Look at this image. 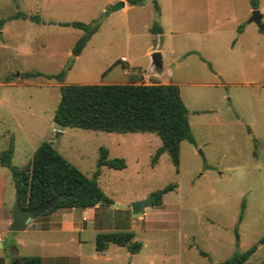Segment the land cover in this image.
Instances as JSON below:
<instances>
[{"label":"rangeland","instance_id":"374dc122","mask_svg":"<svg viewBox=\"0 0 264 264\" xmlns=\"http://www.w3.org/2000/svg\"><path fill=\"white\" fill-rule=\"evenodd\" d=\"M258 8L264 15V0ZM253 9L249 0H0V153L13 138L12 162L22 166L50 141L88 176L98 171L113 205L177 185L139 215L100 207L97 226L93 207L78 208L90 218L81 233L86 252L97 228L132 230L143 244L138 252L110 244L95 264H210L256 244L243 264H264V31L249 22ZM19 12L28 17H13ZM72 21L99 25L79 55L73 48L83 30L62 24ZM155 23L161 32L151 30ZM150 46L166 50L195 138L181 142L178 167L167 152L152 165L162 144L155 133L54 122L63 84L161 82L142 77L153 62ZM62 69V82L46 76ZM101 147L127 167H99ZM0 176L3 194L16 202L9 168L0 164Z\"/></svg>","mask_w":264,"mask_h":264},{"label":"trees","instance_id":"16d2710c","mask_svg":"<svg viewBox=\"0 0 264 264\" xmlns=\"http://www.w3.org/2000/svg\"><path fill=\"white\" fill-rule=\"evenodd\" d=\"M143 0H127L128 3H139ZM252 8L259 7V0H249ZM155 6L159 9L158 4ZM28 17L17 13L13 17ZM33 19L38 16L31 15ZM83 30L76 41L73 54L79 55L91 36L98 30L97 23L82 21L63 22ZM151 30L161 32L162 28L155 23ZM65 69L58 73L46 75L50 79L63 81ZM25 76H40L42 72L27 71ZM61 98L54 113V122L59 126L80 127L102 130L106 132H150L161 138L162 144L152 157V165L158 162L160 155L167 152L173 163H180V146L183 140L195 142L189 121L188 108L181 96L180 86L176 83L128 82L121 84L72 83L61 86ZM15 144H10L1 151L0 163L9 168L16 189V195L26 209L35 208L55 197L54 206L41 216L61 208H88L97 204H112L109 197L100 187L97 176L90 177L69 161L50 141H43L36 148L31 162L18 166L12 159ZM98 165H107L116 169L127 167L124 157H109L106 147L100 148ZM169 183L155 192L153 205L162 202V196L176 187ZM245 207V204H243ZM264 241V237L261 242ZM110 244L125 246L131 252L141 250L143 244L135 239L132 230L98 232L96 248L106 251ZM257 249V244L246 251L235 252L222 262L210 261V264H243ZM208 256L205 251H200ZM18 264H42L39 255H20L16 257ZM211 260V259H210ZM0 262L3 259L0 258Z\"/></svg>","mask_w":264,"mask_h":264},{"label":"crops","instance_id":"0c3cea01","mask_svg":"<svg viewBox=\"0 0 264 264\" xmlns=\"http://www.w3.org/2000/svg\"><path fill=\"white\" fill-rule=\"evenodd\" d=\"M126 8L125 6L123 9ZM155 50L161 52L162 65L156 68L153 62L152 65L150 63V73L142 77L148 78L151 75H156L161 78V83L178 84L179 81L171 78V69L166 66L168 58L164 48L148 47L146 53L150 56V60L152 61L151 57ZM176 64H180V62L176 61ZM133 68L134 71L140 66L133 65ZM1 178L3 177L0 176V180ZM0 189V240L3 241V247H0V258L3 259V262L0 264H12L20 255H39L42 257V264H91L92 262L95 264L104 258L102 254L105 252H99L96 248V235L98 232H102L101 228H97L99 230L95 234L94 250L86 252L87 241L81 233L88 229L87 221L90 218L85 213H77L78 208L55 210L50 214L31 220L23 231H11L9 227L13 221L12 210L15 202L12 199H7L1 185ZM15 199H17V195ZM103 206L97 204L93 207L96 211L91 217V222L95 225L98 209ZM84 210L87 212L91 208L88 207ZM75 232L79 235H73Z\"/></svg>","mask_w":264,"mask_h":264},{"label":"water","instance_id":"95a60500","mask_svg":"<svg viewBox=\"0 0 264 264\" xmlns=\"http://www.w3.org/2000/svg\"><path fill=\"white\" fill-rule=\"evenodd\" d=\"M264 15L259 8L253 9L252 15L249 18V22H255L259 30L264 31ZM153 65L158 68L162 65V55L160 51H155L152 54ZM156 194H152L141 200L133 201L129 204L124 203H114V207L118 209H130L134 215H139L145 212L146 208L150 207L154 203ZM56 198L53 197L46 201L45 203L31 209H26L22 206L20 198L17 197L14 204L12 215L13 221L9 229L11 231H23L27 228L31 220L36 219L44 212H46L50 207L54 206ZM0 247H3V241L0 240ZM12 264H18L17 260H14Z\"/></svg>","mask_w":264,"mask_h":264},{"label":"built area","instance_id":"2783aa9c","mask_svg":"<svg viewBox=\"0 0 264 264\" xmlns=\"http://www.w3.org/2000/svg\"><path fill=\"white\" fill-rule=\"evenodd\" d=\"M122 59H124V58H122Z\"/></svg>","mask_w":264,"mask_h":264}]
</instances>
